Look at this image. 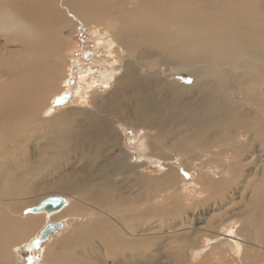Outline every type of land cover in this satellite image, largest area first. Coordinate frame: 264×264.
<instances>
[{
  "label": "bare ground",
  "instance_id": "bare-ground-1",
  "mask_svg": "<svg viewBox=\"0 0 264 264\" xmlns=\"http://www.w3.org/2000/svg\"><path fill=\"white\" fill-rule=\"evenodd\" d=\"M70 14L86 26L96 25L97 28L98 25L109 30L122 54L119 59L126 63L117 78L115 65H110V70L102 64L99 69L91 66L83 69L81 79L89 83L93 91L96 90L93 93H98L96 99L105 91L109 95L108 103L96 100L92 107L98 115L84 111L75 117L69 112L48 117V96L58 89L64 56L70 50L69 44L63 42ZM95 73L97 76L93 77ZM230 75L233 78H228ZM110 80L112 85L106 86ZM191 80L196 81V86L188 85ZM255 84L260 86L259 91L255 90ZM131 85L137 87L136 91L129 89ZM126 90L135 92L130 103L140 116L189 119L193 128L188 133L192 132V135L173 149L189 154L192 146L204 144V152L213 154H210V161L214 160L213 156L217 157L213 152L218 149L233 148L240 156L250 150L248 145L234 147L240 145H235L231 139L234 133L217 134L223 121L228 124L227 130L241 127L255 130L248 114L232 97L233 93L241 96L238 92H242L245 101H249L253 96L252 105L260 109L263 116L260 113L257 118L256 137L248 136V141L251 148L264 145V96L260 95L264 91V0H0V264H20L22 257L15 254L13 248L33 236L42 219L34 214L33 218L26 220L17 217L24 208L28 209L22 215L29 214L34 207L35 199L31 201V198L36 192L29 186L37 177L34 175H40L46 169L34 167L36 154L24 151L21 143L31 150L39 145L38 157L49 155L55 162L61 161L67 145L74 144L77 137L83 139L91 135L86 130L79 133L72 125L80 124V119H84V124L89 122L98 126L105 120L113 121L116 117L108 111ZM196 91L198 99L187 102V96ZM153 109L156 110L151 113ZM104 110L108 115H102ZM223 140L228 141L209 144ZM41 142L45 145L42 146ZM149 145L146 141L143 147L149 148ZM49 147H52V153H48ZM156 151L163 155L160 148ZM157 159L166 160L164 156ZM203 159V154L193 156L190 163L195 165L193 161ZM50 161L43 160L45 165ZM236 165L244 168L242 163ZM135 169L131 167L127 171L135 173ZM230 170L236 171V166ZM167 172L158 183L151 180L157 190L173 186L174 170ZM254 177L257 179L255 190L251 191L252 198L244 209L248 219L243 220L238 229L223 236L216 233V224L221 223L228 213L225 209L222 217H209L201 222L199 231L191 235L180 233L168 240L160 238L157 252L150 253L149 245L157 241L155 237L160 227H145L142 219L153 220L155 224L159 219L171 220L185 206L179 189L174 194L176 197L171 194L165 207L153 211L152 205L147 203L148 198L141 192L124 198L119 205L118 192L109 182L102 188L93 181L88 184L69 181L67 186L56 185V190H69L70 195L75 196L71 202L70 198L64 197L68 210L56 219L76 217L77 220L69 234L56 240L52 249L44 250L42 262L154 264L163 257L162 260L171 261L170 264H188L183 262L187 258L186 252L190 248L196 249L201 242V226L205 223L212 230L208 238L216 240L211 244L210 252L196 264H231L233 255L238 256L235 258L242 264L244 261L264 264V173H256ZM142 179L141 176L137 178L139 187ZM247 179L246 183L252 187ZM220 186V182L212 180L200 187L211 191V200L220 191ZM224 189L227 190L222 187ZM155 194L154 191L151 199L157 202ZM123 206L127 210L122 213L118 207ZM120 220L129 223L128 229L120 226ZM172 245L180 251H167ZM178 258L181 262L177 261Z\"/></svg>",
  "mask_w": 264,
  "mask_h": 264
},
{
  "label": "rangeland",
  "instance_id": "rangeland-1",
  "mask_svg": "<svg viewBox=\"0 0 264 264\" xmlns=\"http://www.w3.org/2000/svg\"><path fill=\"white\" fill-rule=\"evenodd\" d=\"M70 15L67 23L68 27L65 28L63 32V42L69 44L68 46H70V50L68 55L64 56L66 59L63 61L64 66L61 67V78L58 83V89L55 91L56 93L53 92V95L51 94L48 96L49 99L46 104V106L49 104V110L47 112L48 117H57L61 114L66 115L67 112L70 113L69 115L71 117H75L78 113H84V111L98 115L99 113H96L95 110L92 109L97 100L95 95L98 93L96 92L97 94L94 95L93 93H95L96 90L93 91L94 89H91V85L81 79V76L83 77V69L87 66L99 69L101 64L104 68H108L110 65H115L117 66V74L115 75L117 78L123 72V68L125 67L124 64L126 63V61L119 59L122 54H120L117 49L118 43L112 38V34L109 30L98 25L97 28L96 25L86 26L83 23H80L75 15ZM100 29H102V31H100ZM113 43L114 45H117L114 46ZM112 46L114 48H112ZM108 70L110 69L108 68ZM92 76H97V73ZM228 78H233V76L230 75ZM112 83V80H110L106 83V86L110 87ZM196 84V81H188L190 87L196 86ZM136 88L135 85L129 87V89L133 91H136ZM255 90H260L258 84H255ZM133 91L126 90L122 92L120 96L117 95L119 97L118 101L115 103L114 107L108 111L109 114L116 117L113 118V121L105 120L102 125L98 126L91 125L89 122H85L84 124L82 123L84 119H80V124H73L72 126L78 128L77 131H80L79 133H83L86 130L91 133V135L88 137L85 136L83 139L77 137L74 144L67 145L64 150V157L61 161L55 162L53 157H49V155L44 158L38 157L39 152L37 151V148H39V145L33 146L31 150L29 147L24 148L26 144L21 143L24 151H28L31 155L36 154L34 158V167L46 168L41 171L40 175H34L37 177L32 179L29 186L30 188H34V191L36 192L31 198V201L35 199L32 206L39 205L45 199L51 197V195H60L62 197L70 198L71 202L75 196H71L70 194L72 193H70L69 190H56L54 188L56 185L67 186L69 181H74L79 184H88L90 181H93L99 186V188L104 187V185L109 182L110 186H112L111 188L118 192L119 205H121L120 203L123 202L124 198L130 197L134 193L141 192L148 198L147 203L152 205L150 207L153 211L165 207L167 205L166 202L171 198V194L174 196L177 189H179L182 193L181 200L185 206L184 208H181L180 211L177 212V215L171 220L159 219L157 220V224H155V221L153 220L142 219L145 223V227H160L155 237L157 241L149 245V253L157 252L160 238L168 240L171 239L173 235L179 236L180 233L191 235L192 233L199 231L201 222L206 221L209 217L213 215L222 217L221 213H223L225 209L228 210V213L225 215L224 220L221 223L216 224L218 227V229H215L218 231L216 233L223 236L224 234L231 232L232 229H238L242 224L241 222L248 219V214L245 210L247 209L246 204H248L250 202L249 200L252 198L251 191L255 190V184L257 183V179L254 175L256 173L259 175L264 173L262 172L264 169V145L257 144L255 147L253 146L251 148V144L248 141V136L251 138L256 137V128L259 125L257 118L261 113L260 109H256V107L252 105L254 104L255 97L251 96L249 101H245L243 96L244 93L238 92L241 93L240 96L239 94L232 92V97L240 104V107L245 111V114H248L251 120V126L254 127L255 130L249 131V129H244V127L235 128L234 131L227 130L228 124L226 121H223V125L217 134L232 135L234 133L231 139L235 142V145L238 143L240 144L236 145L237 147H234L239 148V146L245 147L248 145L250 150L247 152L242 151L243 154L240 156L239 153L235 151L236 149L233 151V148H230L229 150H224V148L220 150L215 149L217 153H213H215L217 157L215 158V156H213L214 160L210 161V154H213L211 152H204V147H202L204 144L192 146L193 150L189 154H185L184 150L173 149L176 144L187 140V137L192 135V132L188 133L189 129L192 130L193 128L191 127L192 123L188 121L189 119L180 118L179 120V117L177 116H174L173 118L160 117L156 119L147 118L146 115L140 116L130 103V101L135 98V92ZM99 95L98 102H109V95L106 91ZM198 95L199 94L196 91L194 95L187 96V102L198 99ZM260 95L264 96V91ZM263 108L264 103L262 105V109ZM155 110L156 109L151 110V113H154ZM261 114L263 116V113ZM43 115L45 116V113ZM102 115H108L107 111L104 110ZM185 127L188 128L186 131L184 130ZM73 133H76L75 129L73 130ZM146 141L150 144L149 148L143 147L144 143L146 144ZM227 141L228 140L211 141L209 144L224 143ZM41 145L43 146L45 144L41 142ZM48 145L51 146L52 144L49 143ZM157 148H160L163 151V155H160L156 151ZM47 150L48 153H52V147H49V149L47 148ZM143 153L145 154L143 155ZM201 154H203L204 159L201 162L195 160L193 161L196 162L195 165H192L193 163H190L191 157H197V155ZM162 156L166 159H164L165 161H162L163 158L161 160L157 159V157L161 158ZM44 159L51 160L50 164L45 165L43 162ZM202 162L204 163V166ZM237 163H242L244 168H238L236 165ZM209 166H211V168H209ZM232 166H236V171L231 172L230 168ZM129 167L134 169L137 168L135 169L136 172L131 173L127 171L130 170ZM170 169L174 170L173 186H164L160 188L161 191L160 189L157 190V188L152 185L151 180L158 183V181L168 173L167 171ZM140 176L143 179L141 186L139 187L136 183L138 181L137 178ZM246 179L253 185L252 187L249 186V183H246ZM212 180L220 182L221 186L220 191L209 200L211 191L208 192V188L204 190L203 187L200 186L201 184H206L208 181ZM143 185L144 191H142ZM79 187L82 186L79 185ZM222 187L227 190L224 189L223 191ZM183 190L184 193L182 192ZM154 191L156 193L155 196H158L157 202L151 199ZM67 208L64 210L67 211ZM118 208L122 213L127 210L124 206ZM0 209H2V207H0ZM26 209L28 208H24L23 211ZM64 210L52 213L50 216L46 213L22 215L23 211L22 213H19V216L17 215V217L22 220L33 218V216L42 218L35 230L36 233L23 241V244L18 241L22 245L13 248L15 249V254L18 253L22 257L19 259L20 264H44V260L42 262V259H44V250L52 249L51 246L56 240L70 233L77 219L76 217H74L75 220L73 217H70L69 219H66L67 221L56 219L59 214L65 212ZM112 211L115 212V210ZM144 213L145 212H143V214ZM47 221H62L66 224V228L64 231L52 236V240L50 239L51 242L48 244L31 250L27 249L26 245L31 243L30 241L33 240L48 223ZM119 223L122 228L128 229V222L120 220ZM201 227L203 229L201 237H199L201 242L197 245L196 249H188L189 251L186 252L187 258L185 257V261L183 262H187L188 264L199 263L204 259L205 255L210 252L211 244H213L216 239H213L212 241L208 238V235L210 234L209 231H212L208 225H205L204 223ZM218 237L220 238V235ZM234 250L235 249H233L232 252H234ZM167 251L178 253L180 250L177 246L172 245L167 248ZM10 253H14V250H10ZM34 255L36 257H34ZM233 257L234 260L232 259L231 264H237V261L238 264H242L241 261L235 258L238 256L233 255ZM162 259L163 257L160 261L155 262L154 264L172 263L171 261L167 262ZM177 261L181 262L179 258ZM243 264H257V261L253 263L244 261Z\"/></svg>",
  "mask_w": 264,
  "mask_h": 264
},
{
  "label": "water",
  "instance_id": "water-1",
  "mask_svg": "<svg viewBox=\"0 0 264 264\" xmlns=\"http://www.w3.org/2000/svg\"><path fill=\"white\" fill-rule=\"evenodd\" d=\"M74 85V83H73ZM68 203L67 200L60 195H51L39 205L34 206L29 210V214H41L46 213L51 215L52 213L59 212L67 208ZM66 225L64 222H49L47 223L42 230L35 236L34 240L31 241L28 245H26L27 249H34L36 247H40L42 245H46L49 243V240L52 236L57 235L58 233L64 231Z\"/></svg>",
  "mask_w": 264,
  "mask_h": 264
}]
</instances>
